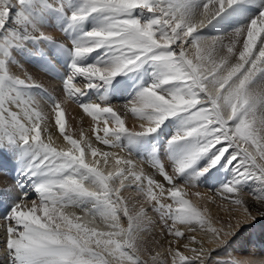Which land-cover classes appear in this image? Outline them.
<instances>
[{
  "label": "snow or ice",
  "instance_id": "1",
  "mask_svg": "<svg viewBox=\"0 0 264 264\" xmlns=\"http://www.w3.org/2000/svg\"><path fill=\"white\" fill-rule=\"evenodd\" d=\"M0 156V264H264V0H0Z\"/></svg>",
  "mask_w": 264,
  "mask_h": 264
},
{
  "label": "bare ground",
  "instance_id": "2",
  "mask_svg": "<svg viewBox=\"0 0 264 264\" xmlns=\"http://www.w3.org/2000/svg\"><path fill=\"white\" fill-rule=\"evenodd\" d=\"M25 66L29 68V71L36 73L38 76V79L41 80L42 82H44L46 85L49 83H52L51 77L49 75H46L43 72H38L36 68L30 67L28 65H25ZM73 117H75V119H73ZM66 118L68 121V123L66 125V130L70 131V133L74 136V138L79 137L81 128L85 131L86 136L92 135L91 130H90L91 129V119L89 117H87L86 115H84L76 104L74 105L73 103L69 102L68 105H66ZM127 123L130 126L131 120L127 121ZM53 131L55 132V129H53ZM164 131L167 132L169 130L165 129ZM54 141L56 144H59V145H63V143H65V142H62V140H55V137H54ZM96 146L101 147L102 150H112V149L105 148L103 145L97 144ZM0 163L4 164L3 161H1V160H0ZM7 185H13L12 179H10L8 176L0 175V187H4ZM205 186H207V185H205ZM248 187H249V190L257 189L256 191H259V187L255 184H250ZM196 190H199L202 193L206 192V195L198 201L202 205L206 202L207 196L212 195V192H207V190L202 191V190H200V188L199 189H193L192 191H196ZM125 195L126 196L132 195L133 197H135L134 192H125ZM190 198L193 200V202H197V198L195 196H191ZM207 207L209 208V212L214 219L219 220L220 217L222 216L223 217L222 222H223L229 218L228 209L230 206L222 205L220 203V199L218 197L216 198L215 203H208ZM7 210H8V206L4 211H0V216L3 217L2 214H5L7 212ZM1 223H2V221H1ZM260 224H262V222L258 223L254 227V229H256L258 226H260ZM0 229H1L0 235L4 237L5 236V230H6L5 225H0ZM245 230H248V229H245ZM256 234L259 235L258 231H256V230L252 231V228H249L250 238H254V237L257 238ZM259 241H260V243L251 244L250 246L254 248V251H261L262 250L264 252V242L262 241L261 238L259 239ZM239 247H243L242 249H240V252H244V250L247 248L246 245H241ZM259 253L260 252H258V254ZM0 254L4 258L3 250H2V252L0 251Z\"/></svg>",
  "mask_w": 264,
  "mask_h": 264
},
{
  "label": "rangeland",
  "instance_id": "3",
  "mask_svg": "<svg viewBox=\"0 0 264 264\" xmlns=\"http://www.w3.org/2000/svg\"><path fill=\"white\" fill-rule=\"evenodd\" d=\"M200 190L204 191L206 189L204 187H201ZM252 190H257V189H252ZM220 203L222 205L229 206L226 202H224L222 200H220ZM5 214H2V216H4ZM222 220H223V217L221 216L218 221L222 222ZM1 221H2V223H1ZM261 222H262V224H260V226H258L256 229L252 228V231L253 230L258 231L259 235L256 234L257 238H255V237L250 238L249 228H248V230L241 231L236 237L231 238L228 249L223 254V258L224 259H235V260H239V261H244V260H248V259H255L256 261L264 260V252L262 250L261 251H254V248L250 246L251 244L260 243V241H259L260 238L264 242V221H261ZM0 225H6V222L3 220V217H1V216H0ZM0 231H1V229H0ZM199 235H202V234H198V238H199ZM241 245L247 246V248L244 250V252H240V249L243 248V247H239ZM3 247H4V237L0 235V251L1 252L3 250ZM258 252H260V253L258 254ZM2 258L3 257L0 254V259H2Z\"/></svg>",
  "mask_w": 264,
  "mask_h": 264
}]
</instances>
